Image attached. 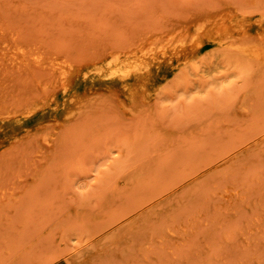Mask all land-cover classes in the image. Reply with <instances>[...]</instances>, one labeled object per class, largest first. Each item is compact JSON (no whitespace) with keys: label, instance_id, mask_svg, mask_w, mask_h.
Returning a JSON list of instances; mask_svg holds the SVG:
<instances>
[{"label":"rangeland","instance_id":"374dc122","mask_svg":"<svg viewBox=\"0 0 264 264\" xmlns=\"http://www.w3.org/2000/svg\"><path fill=\"white\" fill-rule=\"evenodd\" d=\"M0 33V264H264V63L234 50L264 0H0Z\"/></svg>","mask_w":264,"mask_h":264},{"label":"bare ground","instance_id":"6f19581e","mask_svg":"<svg viewBox=\"0 0 264 264\" xmlns=\"http://www.w3.org/2000/svg\"><path fill=\"white\" fill-rule=\"evenodd\" d=\"M3 34L0 33V37H2ZM2 39V38H0ZM240 44V43H239ZM238 44V45H239ZM237 46V45H235ZM234 46V50H237V52H239L241 54V56H243L244 58L247 59H251L254 61H257L259 63H264V45L253 41H247V43H241L239 46L235 47ZM232 47V46H231ZM167 54V52H164V55ZM181 54H183V52H181V50L170 54V55H166L163 58L164 59H169L172 58L173 56H180ZM169 61V60H168ZM130 74H124L125 77L129 76ZM234 191V190H233ZM234 193H232V190L228 191L227 193L224 194L225 198L228 200H233V195Z\"/></svg>","mask_w":264,"mask_h":264}]
</instances>
